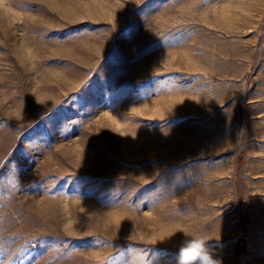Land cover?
Returning <instances> with one entry per match:
<instances>
[{"label": "rangeland", "instance_id": "obj_1", "mask_svg": "<svg viewBox=\"0 0 264 264\" xmlns=\"http://www.w3.org/2000/svg\"><path fill=\"white\" fill-rule=\"evenodd\" d=\"M192 239L264 264V0H0V264Z\"/></svg>", "mask_w": 264, "mask_h": 264}, {"label": "clouds", "instance_id": "obj_2", "mask_svg": "<svg viewBox=\"0 0 264 264\" xmlns=\"http://www.w3.org/2000/svg\"><path fill=\"white\" fill-rule=\"evenodd\" d=\"M39 104V101H36ZM195 247L196 255L189 259L185 257V252ZM205 241L203 239H192L188 242V247H182L179 256L180 264H221V261L213 259L207 252L204 251Z\"/></svg>", "mask_w": 264, "mask_h": 264}, {"label": "snow or ice", "instance_id": "obj_3", "mask_svg": "<svg viewBox=\"0 0 264 264\" xmlns=\"http://www.w3.org/2000/svg\"><path fill=\"white\" fill-rule=\"evenodd\" d=\"M195 255H196L195 247L190 248V249H188V250L185 252V257H186V258H189V259L193 258Z\"/></svg>", "mask_w": 264, "mask_h": 264}, {"label": "crops", "instance_id": "obj_4", "mask_svg": "<svg viewBox=\"0 0 264 264\" xmlns=\"http://www.w3.org/2000/svg\"><path fill=\"white\" fill-rule=\"evenodd\" d=\"M224 165H225V164H224ZM225 167H227V166L225 165ZM232 198L234 199L232 202H233L234 204H236V196L233 195Z\"/></svg>", "mask_w": 264, "mask_h": 264}]
</instances>
